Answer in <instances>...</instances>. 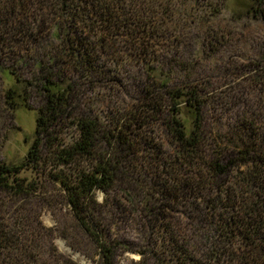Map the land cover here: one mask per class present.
<instances>
[{
	"label": "trees",
	"instance_id": "obj_1",
	"mask_svg": "<svg viewBox=\"0 0 264 264\" xmlns=\"http://www.w3.org/2000/svg\"><path fill=\"white\" fill-rule=\"evenodd\" d=\"M249 1V9L264 18L263 0ZM151 2L0 0V72L16 76V69L28 68L32 76L23 80L25 87L34 86L43 100L34 141L20 164L1 166L0 187L17 196L37 195L39 182L20 174L27 167L58 185L74 218L95 243V264H116L115 254L123 245L96 216L105 206L96 192L109 195L118 184L137 191L138 210L153 228L150 235L159 233L160 243L149 251L159 264H264V134L253 123L243 122L236 131L218 135L220 151L211 155L205 172L209 190L196 177L180 176L175 161L168 162L171 157L166 156L156 166L166 175L151 182L155 189L144 192L148 182L140 176L150 173L146 157L156 159L162 153L147 129L158 116L165 115L179 147L176 159L198 155L203 102L197 90L169 88L162 81L163 96L152 86L133 112L110 125L103 124L90 106H81L80 86L100 73L99 63L113 51L117 38L134 40L138 50L153 38L147 35L146 19ZM9 93L12 109L23 105L14 100V89ZM22 95L17 94L25 101ZM183 108L190 120L178 117ZM68 121L77 133L71 140L59 139L55 125ZM157 168L151 177L160 175ZM22 211L17 220L0 221V264H38L41 259L32 250L41 223L29 224ZM176 213L191 221L189 227L197 223L200 244L194 247L187 234H178ZM159 222L162 226L157 227ZM62 264L76 263L65 258Z\"/></svg>",
	"mask_w": 264,
	"mask_h": 264
},
{
	"label": "rangeland",
	"instance_id": "obj_2",
	"mask_svg": "<svg viewBox=\"0 0 264 264\" xmlns=\"http://www.w3.org/2000/svg\"><path fill=\"white\" fill-rule=\"evenodd\" d=\"M251 4L249 0H153L146 17L150 23L147 35L153 34V38L141 50L133 46L134 40L117 38L112 43L113 51L99 63L100 73L80 86L81 106H90L106 125L133 112L144 91L152 86L163 96L162 81L173 89L194 88L201 96L203 139L198 158H175L179 147L168 130L165 115L158 116L147 129H151L148 136L161 145L162 153L156 159L146 157L150 173L140 176L142 182H148L142 191H152L157 185L151 182L157 183L166 175L162 166L156 167L166 156L171 157L168 162L175 161L180 176L196 177V182L209 190L211 183L205 172L211 155L220 151L218 135L236 131L243 122L253 123L264 134V18L249 9ZM261 8L264 10V0ZM16 70V76L0 72V168L20 164L26 157L35 138L37 109L43 103L34 86L25 87L23 80H31L32 76L29 69ZM10 89L15 90L14 100L23 105L10 107ZM19 93L25 101L17 96ZM178 117L190 120L186 108ZM55 130L59 139L71 140L77 133L70 121L55 125ZM27 168L20 174L39 182L37 195L17 196L0 187V221L17 220L21 210L29 224L34 226L40 221L41 235L32 239V250L41 257L38 264H62L65 258L76 264H95V243L74 218L58 185ZM156 168L161 171L160 177H151ZM116 187L109 195L96 192L97 201L105 203L96 216L123 242L115 263L159 264L149 252L155 242L160 243L159 233L150 235L152 225L138 210L140 196L123 184ZM175 215L178 234H187L194 247L200 244L202 231L197 223L189 227L188 218Z\"/></svg>",
	"mask_w": 264,
	"mask_h": 264
}]
</instances>
